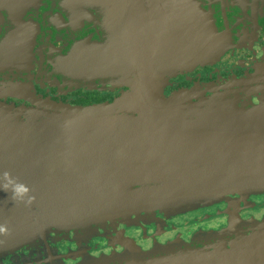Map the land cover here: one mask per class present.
I'll use <instances>...</instances> for the list:
<instances>
[{"label":"water","instance_id":"water-1","mask_svg":"<svg viewBox=\"0 0 264 264\" xmlns=\"http://www.w3.org/2000/svg\"><path fill=\"white\" fill-rule=\"evenodd\" d=\"M94 8L105 10L98 17ZM263 17L264 0H58V34L70 44L58 53L59 87L103 82L128 92L110 105L77 107L30 100L24 88L0 91L33 105L0 104V255L263 193L264 70L170 98L164 91L179 72L219 61L241 40L236 29L257 28ZM85 22L98 39L65 30ZM11 33L0 56L33 57L38 27ZM20 186L27 191L17 193ZM195 242L146 253L127 246L91 264H264V223Z\"/></svg>","mask_w":264,"mask_h":264},{"label":"flooded vegetation","instance_id":"flooded-vegetation-1","mask_svg":"<svg viewBox=\"0 0 264 264\" xmlns=\"http://www.w3.org/2000/svg\"><path fill=\"white\" fill-rule=\"evenodd\" d=\"M104 8L91 11L100 17ZM241 20V17H237ZM35 24L38 35L32 55H26L21 62L0 56V91H14L24 88L21 94L30 100H45L77 107L110 105L128 92L127 87L99 82L94 86H83L63 90L58 85V53L68 50L69 39L58 34V0H0V45L10 39L11 31L21 25ZM74 40L95 36L92 23L85 22L82 28L74 30L67 24ZM237 46L229 49L219 61L212 65L198 67L190 73L179 72L171 77L165 87V97L182 90L201 89L206 84L215 86L234 84L264 70V17L255 28L251 22L240 25ZM66 34V35H65ZM97 38V37H96ZM98 39V38H97ZM17 57L15 49L3 50ZM18 52V51H17ZM234 90H239L236 88ZM210 96L207 94L206 97ZM0 104L32 108L27 99L0 95ZM264 223V192L233 197L220 203L197 210L164 217L122 231H100L92 238L75 241L71 237L55 236L45 244L20 249L0 255V264H91L103 258L125 253L127 246L141 252H150L155 245H170L184 242L199 246L196 239L200 234L221 233L241 224Z\"/></svg>","mask_w":264,"mask_h":264},{"label":"clouds","instance_id":"clouds-1","mask_svg":"<svg viewBox=\"0 0 264 264\" xmlns=\"http://www.w3.org/2000/svg\"><path fill=\"white\" fill-rule=\"evenodd\" d=\"M16 191H17V193H24L27 191V189L20 186V187H17ZM5 231H6V228L4 226H0V233H3Z\"/></svg>","mask_w":264,"mask_h":264}]
</instances>
